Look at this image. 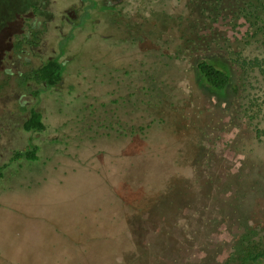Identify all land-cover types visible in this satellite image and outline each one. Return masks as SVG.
<instances>
[{
  "label": "rangeland",
  "instance_id": "obj_1",
  "mask_svg": "<svg viewBox=\"0 0 264 264\" xmlns=\"http://www.w3.org/2000/svg\"><path fill=\"white\" fill-rule=\"evenodd\" d=\"M235 1L158 0L147 26L124 13L72 44L61 94L40 106L46 132L31 135L40 160L0 171V264H219L234 243L229 229L264 227V117L243 112L237 70L217 92L195 66L225 57ZM177 50L182 61L164 70L175 102L164 123L146 135L82 132L74 115L84 103L125 95L153 58L174 65L163 56ZM29 137L22 128L5 137L13 148L0 149V166Z\"/></svg>",
  "mask_w": 264,
  "mask_h": 264
},
{
  "label": "trees",
  "instance_id": "obj_2",
  "mask_svg": "<svg viewBox=\"0 0 264 264\" xmlns=\"http://www.w3.org/2000/svg\"><path fill=\"white\" fill-rule=\"evenodd\" d=\"M234 3L230 11L232 16H229L230 34L221 49L225 57L198 60L196 73L212 90L227 92L233 86L234 71L237 70L242 110L255 123L264 117V0H236ZM219 7L220 4L215 9L217 16H220ZM198 40L204 41L201 37ZM182 53V50H177L174 55L165 54L164 61L169 63L171 60L174 65L165 64L163 67L153 58L143 73L145 76L140 74V85L133 81L125 84V95L120 93L114 100L104 97L101 101L84 103L85 114L76 112L74 115L82 132L90 138L98 135L99 130L108 137L146 135L153 126L164 123L163 111L175 106L174 99L169 97L171 87L165 79L167 73L164 70L168 66L176 68L178 64L174 60L182 61ZM50 69L57 78L60 77L61 66L52 64ZM126 76L130 77L131 74ZM140 113H143L145 121L136 126L133 118ZM136 128H140L139 131ZM255 128L259 127L256 125ZM45 129L42 114L32 110L30 118L24 122V130L41 133ZM40 150V147H34L26 153L16 154V158L24 157L26 162L36 163L40 160ZM248 222L241 221L242 225L236 232L233 228L229 229L234 243L219 264H252L264 258V227H254Z\"/></svg>",
  "mask_w": 264,
  "mask_h": 264
},
{
  "label": "flooded vegetation",
  "instance_id": "obj_3",
  "mask_svg": "<svg viewBox=\"0 0 264 264\" xmlns=\"http://www.w3.org/2000/svg\"><path fill=\"white\" fill-rule=\"evenodd\" d=\"M162 1V0H160ZM7 4V5H6ZM158 0H8L0 2V149L13 148V141H4L20 132L30 135L28 146L12 151L7 163H19L18 153L34 147L31 135L44 134L24 130L31 111L40 108L42 101L58 97L67 68V52L74 42L101 35V27L113 26L125 17L140 18V28L147 26L152 16L150 8ZM155 6V5H154ZM129 10V12H127ZM61 66V75L50 69ZM45 77V78H44ZM21 117H25L20 124ZM45 124V123H44ZM1 158L4 154L0 153ZM2 173V172H0Z\"/></svg>",
  "mask_w": 264,
  "mask_h": 264
}]
</instances>
